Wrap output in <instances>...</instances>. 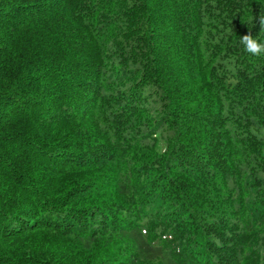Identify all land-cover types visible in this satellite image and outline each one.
<instances>
[{"label":"trees","instance_id":"1","mask_svg":"<svg viewBox=\"0 0 264 264\" xmlns=\"http://www.w3.org/2000/svg\"><path fill=\"white\" fill-rule=\"evenodd\" d=\"M264 0H0V264H264Z\"/></svg>","mask_w":264,"mask_h":264},{"label":"clouds","instance_id":"2","mask_svg":"<svg viewBox=\"0 0 264 264\" xmlns=\"http://www.w3.org/2000/svg\"><path fill=\"white\" fill-rule=\"evenodd\" d=\"M259 27L264 32V13H261L259 18ZM241 43L244 45L245 50L252 55L264 54V42L259 37L253 36L251 33L245 34L241 38Z\"/></svg>","mask_w":264,"mask_h":264}]
</instances>
